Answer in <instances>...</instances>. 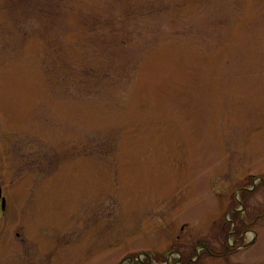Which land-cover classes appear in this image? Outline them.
I'll return each instance as SVG.
<instances>
[{
    "label": "rangeland",
    "instance_id": "obj_1",
    "mask_svg": "<svg viewBox=\"0 0 264 264\" xmlns=\"http://www.w3.org/2000/svg\"><path fill=\"white\" fill-rule=\"evenodd\" d=\"M0 186V264H264V0H0Z\"/></svg>",
    "mask_w": 264,
    "mask_h": 264
},
{
    "label": "trees",
    "instance_id": "obj_2",
    "mask_svg": "<svg viewBox=\"0 0 264 264\" xmlns=\"http://www.w3.org/2000/svg\"><path fill=\"white\" fill-rule=\"evenodd\" d=\"M242 211V210H241ZM240 215H241V213L240 212H237V213H233V215H232V217H234L235 216V218H236V221H235V223H236V225L239 223V225L240 224H243V222H242V220H241V218H240ZM236 229V228H235ZM191 259L192 258H185V260H184V263L186 264V263H188V264H194V262H190L191 261ZM165 263V262H164Z\"/></svg>",
    "mask_w": 264,
    "mask_h": 264
},
{
    "label": "flooded vegetation",
    "instance_id": "obj_3",
    "mask_svg": "<svg viewBox=\"0 0 264 264\" xmlns=\"http://www.w3.org/2000/svg\"><path fill=\"white\" fill-rule=\"evenodd\" d=\"M4 198L3 196V193H2V190H1V199ZM4 201H5V198H4ZM6 209V203H5V206L4 208H1V200H0V214H3V211Z\"/></svg>",
    "mask_w": 264,
    "mask_h": 264
},
{
    "label": "water",
    "instance_id": "obj_4",
    "mask_svg": "<svg viewBox=\"0 0 264 264\" xmlns=\"http://www.w3.org/2000/svg\"><path fill=\"white\" fill-rule=\"evenodd\" d=\"M0 200H1V208H4L5 206V201L4 198L1 199V186H0ZM131 260V259H130Z\"/></svg>",
    "mask_w": 264,
    "mask_h": 264
}]
</instances>
